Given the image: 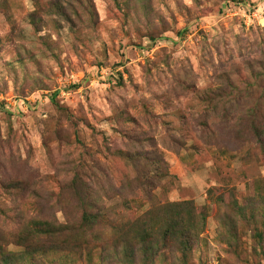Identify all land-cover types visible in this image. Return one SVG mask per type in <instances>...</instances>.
Instances as JSON below:
<instances>
[{
	"label": "rangeland",
	"instance_id": "374dc122",
	"mask_svg": "<svg viewBox=\"0 0 264 264\" xmlns=\"http://www.w3.org/2000/svg\"><path fill=\"white\" fill-rule=\"evenodd\" d=\"M0 264H264V0H0Z\"/></svg>",
	"mask_w": 264,
	"mask_h": 264
},
{
	"label": "trees",
	"instance_id": "16d2710c",
	"mask_svg": "<svg viewBox=\"0 0 264 264\" xmlns=\"http://www.w3.org/2000/svg\"><path fill=\"white\" fill-rule=\"evenodd\" d=\"M81 204H84V203H81ZM84 218H86V222L89 224L88 226H91L93 223H95L96 216L91 215V214H84ZM48 234L50 235V237L54 236L53 232H48Z\"/></svg>",
	"mask_w": 264,
	"mask_h": 264
}]
</instances>
